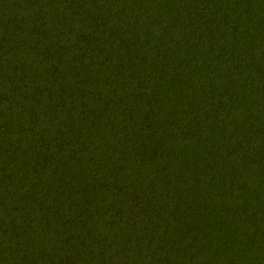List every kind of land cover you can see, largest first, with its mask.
<instances>
[{
    "label": "trees",
    "instance_id": "obj_1",
    "mask_svg": "<svg viewBox=\"0 0 264 264\" xmlns=\"http://www.w3.org/2000/svg\"><path fill=\"white\" fill-rule=\"evenodd\" d=\"M0 264H264V0H0Z\"/></svg>",
    "mask_w": 264,
    "mask_h": 264
}]
</instances>
